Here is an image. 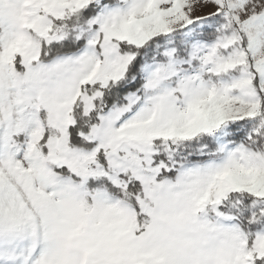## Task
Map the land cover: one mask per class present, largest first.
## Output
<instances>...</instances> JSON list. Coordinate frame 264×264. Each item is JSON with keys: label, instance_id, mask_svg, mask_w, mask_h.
Here are the masks:
<instances>
[{"label": "snow or ice", "instance_id": "snow-or-ice-1", "mask_svg": "<svg viewBox=\"0 0 264 264\" xmlns=\"http://www.w3.org/2000/svg\"><path fill=\"white\" fill-rule=\"evenodd\" d=\"M0 264H264V0H0Z\"/></svg>", "mask_w": 264, "mask_h": 264}]
</instances>
